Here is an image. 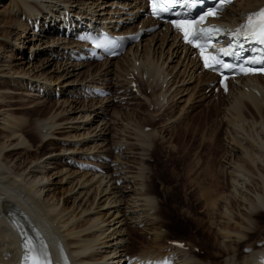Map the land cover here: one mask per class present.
I'll list each match as a JSON object with an SVG mask.
<instances>
[{"label":"bare ground","instance_id":"bare-ground-1","mask_svg":"<svg viewBox=\"0 0 264 264\" xmlns=\"http://www.w3.org/2000/svg\"><path fill=\"white\" fill-rule=\"evenodd\" d=\"M3 1L0 0V5ZM11 3L18 14L12 16L15 19L0 46V82L9 81L17 84L19 89L26 88L23 100L28 99V102L31 99L37 102L47 96L57 97V94L61 95V99L57 100V108L52 114L32 123L35 130L26 133L30 124L28 118L6 110L9 93L0 91V264H26L27 252L20 242L18 231L36 228L37 225L44 228L43 234L48 239L64 243L74 264H127L128 261L133 264H169L171 257L162 254L159 244L164 231L160 226L161 215L154 205L156 198L152 196L147 178V162L150 161L145 159L138 165L121 157L133 151L135 143L141 144L143 152H148L151 148L148 143L162 137L166 129L178 127L180 123L184 126L183 120L192 112L193 107L191 109L190 106L195 104L196 98L199 97L201 103L210 99L212 105L215 97L213 89L207 91L215 76L200 71L193 53L169 26L143 38L125 56L96 64H103L97 74L84 71L95 65L74 63L68 59L77 45L61 36L66 16L74 17L70 20L72 26L74 21L83 19L90 24L106 25L113 31L127 28L126 32H135L141 24L150 23L144 19L142 12L146 6L142 0H11ZM262 7L264 0H239L229 7L219 22L242 24L244 13ZM3 26L0 23V32L4 30ZM5 46H15L16 53L7 51ZM120 61L125 67L123 70ZM131 74L136 75L139 83L135 96L147 104L146 110H140L144 103L135 102L133 112H146V119L151 121V125H133L130 120L120 124L114 121L115 117L111 119L112 113L118 112L112 108L113 102L118 99L125 102L126 95L132 90L128 80ZM96 86L111 91L125 90L126 93L100 99L93 97L91 92ZM256 89L258 91L255 92ZM219 97H222L219 113L222 112L226 122V143L219 147L211 139L206 144L212 151L225 148L222 158L214 160L218 162L216 165L207 159L206 170L211 165L215 168L199 172L195 178L188 177L185 184L198 186L197 199L211 221L220 211L223 220L219 229L216 228L218 233L214 235L209 230L208 234L216 240L212 245L225 254L224 264H264V224H260V220H264V77L244 79L241 85H232L227 95L220 93ZM127 102L130 104L129 100ZM166 112L169 116L164 115ZM158 118H161L159 123ZM219 118L222 121L220 115ZM66 123L71 125L72 135L69 133L65 139L62 138L61 146L57 142L59 147H63L60 156L64 160H73L68 153L65 154L73 151L91 159V162L83 165L81 161L84 168L81 174L62 167L54 172L57 176L63 175L55 183L49 175L53 168L50 159L40 161L39 157L30 156L37 149L29 135H36L40 142L44 140L48 144ZM119 124L121 131L116 126ZM148 127L150 130H146ZM117 135L131 140L126 142ZM109 136L122 140L113 146L116 138L114 141L111 138V141ZM108 140L111 141L109 144L112 143L111 149ZM90 144L93 145L89 147ZM101 152L103 156L98 154ZM112 154L116 157L112 160L115 168L107 171L106 175L94 170L90 172V165L108 169L94 160L111 158ZM203 159L199 158L196 164L202 165L206 161ZM205 165L202 167L205 168ZM207 180H210L208 185ZM118 181L122 184L124 181L123 189L117 185ZM58 184L67 185L60 193L66 195L63 203L62 197L57 196ZM71 198L74 201L69 207L67 204ZM30 203L39 210L36 218L29 215ZM47 222L48 225H42ZM129 222L148 226L154 237V248L150 249L153 251L137 258L130 256L123 235ZM10 227L16 230L17 236L12 234ZM220 237L222 241L218 243ZM249 241H252L251 244ZM259 245L261 249L258 250L256 246ZM206 247L211 250L210 244L207 243ZM243 247L249 255L239 261ZM170 249L174 257L177 256L174 260L178 261L174 264H205L197 263L192 250L184 253L173 245Z\"/></svg>","mask_w":264,"mask_h":264},{"label":"rangeland","instance_id":"rangeland-1","mask_svg":"<svg viewBox=\"0 0 264 264\" xmlns=\"http://www.w3.org/2000/svg\"><path fill=\"white\" fill-rule=\"evenodd\" d=\"M15 13H16V8L11 3V0H4L1 3V5H0V23L2 26L4 25L3 27H5V28L3 31L0 32V46L3 44L2 40L6 39V37H5V35L7 33L6 31L9 32V30H10L9 28H10L11 24L13 23V18L15 17ZM17 14L18 13H16V15ZM12 16H14V17H12ZM5 47H6L7 51H9L11 53H16V52H14L16 49L15 46H13L12 48H10L8 46H5ZM119 64H120L121 68L123 67L122 70L125 69V67L122 65L121 61L119 62ZM93 65H95V66H93L92 68L87 67L84 69V71L90 70L92 72V74H97L103 68V64L102 65L93 64ZM0 91H2V92L4 91L6 93H9L7 95V101L9 103L6 104L9 107L6 110H8V111L10 110L9 112H14L16 114H19V116H24V117L28 118V123H30V124H28V126L26 128V133H28V131L35 130L34 129L35 127H33L34 125H32V123L34 124V122L38 121V119H43L45 117H48L50 114H52V112L57 108V100L61 99V98H57V97H53V96H47L44 99H39V101H37V102L32 100V99L29 100V102L27 101L28 99H26V101H25L23 99H25V96H24L25 93L24 92L26 91V88H20L19 89L17 87V84L16 85L11 84V82H9V81L0 82ZM113 91L117 95H121V94H119L121 91H118L117 89L116 90L113 89ZM16 94H18V95H16ZM126 98L127 99L125 100V102H123V101L121 102L119 99H118L119 101L115 100L113 102L112 108L114 109V111H118L117 113L120 116L117 113H112L114 115H112L111 119H113L115 117L114 121H116V122L119 121L117 123H120V124L121 123L123 124L124 122H129V120H130V122L133 125H136V124H138V125L139 124L149 125L151 121L150 120L147 121L146 112H138L142 116H140L137 112H133V109H134L133 107L135 106V104H134L135 102L140 101V102L144 103V106H141L140 110H146V108H147V107H145L147 105L146 102H144V100L141 99L140 97L133 95V93L126 95ZM198 98H196L198 101L195 99L196 100L195 104L190 106V108L192 109V107H193V109H192V112L189 115H187V117L183 120L184 126L182 123H180L178 125V127L173 126L172 128L166 129L164 131V133H162V135H163L162 137L160 136V138H158L154 143L152 141H150V143H148L149 147H151L150 151H148V152H143V150L140 146L141 144L135 143L136 146L132 147L133 151H130L128 153V155H126V156L123 155L124 157H121V158H124V160H126V161L130 160L131 162H134V163L136 162L138 165H140L142 162H144L145 159H149V161H150V162H147L149 164L148 165L149 169H147V172H148L147 178L149 180V184L151 185L152 196H154L156 198L157 203L154 204L155 208L157 209V212H159L161 215L160 216V222H161L160 226L162 227V231H164L163 232L164 237L162 238V240L160 241L159 244L161 247L160 249H161L162 254L163 255L165 254L164 256H168V258H170L172 256L174 257V255H173L174 252H172V250L170 249L169 243H170V240L172 242L178 240V241H184L186 243L191 244V250L192 251L191 250L190 251L192 254L196 255V258L198 259L197 263L202 262L205 264H224L225 259H226L225 254H222V252H219L217 247H214L212 245L213 242L216 240L212 235L209 236V234H208L209 230H212L214 235L218 233V229L222 225V220H223L222 216L219 214L220 211L215 216L212 217V221H211V218L209 217L207 211H205V209L203 208V205L199 203L200 200L197 199L199 197L198 186L195 184L194 186L189 187L187 184H185L188 181V179H187L188 177L191 176V177L195 178L199 174V172L202 173V172H205L208 170H213L215 168V167L213 168V166L218 163L217 161H214V160H218V159L221 160L222 154H223L225 148L221 149V150L213 149V151H212L210 148V145H207L206 142L208 140L213 139L215 141V144H217L219 147L226 143L225 139H224L225 138V130H226V122L222 117L223 116L221 114L222 112L219 113V109H218L220 107V105L222 104V97L220 98L219 96H215L214 97L215 103L213 102L214 101L213 100L212 105L209 103L210 99L208 101L201 103V102H199L200 98L199 99ZM128 100L130 101V104H128V102H127ZM21 101L23 103H21ZM125 112H127V114H125ZM129 112H132V113H129ZM217 113H218V115H217ZM122 115L124 117H122ZM164 115L169 116V113L166 112V113H164ZM164 115H162V117H165ZM219 115L221 116L222 121H220ZM138 117L141 119H139ZM111 119H108V120L110 121ZM143 119H145V120H143ZM136 120H137V123H136ZM140 120H142V121L139 122ZM160 120H161V118H158L157 123H159ZM120 124L116 125L119 127V128L117 127L119 129V131H121L120 130ZM205 125L207 126V128H205ZM64 126H62V129L60 130V132H57V135L54 136L55 138L52 140V142H50L48 144L47 143L45 144L44 140L40 142L39 139L36 137V135H32V136L29 135V137L31 138V140L35 144V148L37 149L36 152L31 153L30 156L31 157L32 156L33 157H39L40 161L42 159H43L42 161H44V160L48 161L50 159L49 162L52 163L51 167H53V168L50 170L49 175L51 176V181H53L55 183H58L59 180L61 179V177L63 176V175H58V176L56 175L57 170L61 169L62 167H66L67 169L69 168L68 169L69 171L70 170L72 172L77 171L79 174H81L82 171H84L82 164L80 165L81 161H82L83 165L85 162L86 163L91 162V159H89V158L85 159L87 157H83L81 154H77L73 151H70L71 154L69 152H65V154L68 153L67 155L70 156L73 159V161L79 162L77 164H79L82 167L80 169V168H76V167H78V165H76L75 163H73V162L69 163V160H64L62 158V156H60L62 153L61 150L63 149V147H59L57 142H60V146H61V143L63 142L62 140L65 139L67 136H69V133H70V135H72L71 134L72 130L70 128L71 125L67 124ZM117 136L119 139L122 138L126 142L127 141L130 142V140H131V139H126V137H124L123 135H117ZM58 138H60V139H58ZM111 138L112 137L109 136L108 139L111 140ZM115 138L116 137L112 138V140L114 141ZM118 138H116L115 141L113 142L114 143L113 146L118 141L122 140V139L119 140ZM111 141L108 140V144ZM39 144H40V146H39ZM91 145H93V144H90L89 147H91ZM173 145L175 146V148ZM111 146H112V143L109 144L110 149L112 148ZM138 146H139V148L137 151ZM218 146H217V148H219ZM21 153H23V152H21ZM117 153H118V151H117ZM50 154H51V156H50ZM98 154H101L102 156L104 155V153H102V152L98 153ZM115 154H112L113 156H110V157L116 158ZM22 155H24V153ZM26 155H28V154H26ZM47 155L50 157L48 158ZM144 155L146 158L145 157L141 158V156H144ZM57 157H60V158L58 160H54ZM129 157H130V159H127ZM199 158H202V159L204 158L203 159L204 161L206 160L202 164V165L206 164L205 168H203L200 163L196 164V161ZM212 158H213L214 162L212 161ZM207 159H210V163H213L214 165L210 164L212 167L208 168L206 170V166L209 163V160H207ZM108 164L111 168L114 167L113 164L112 165L110 163H108ZM58 165H60V166H58ZM72 165H75L76 167L72 166ZM138 165L136 166L135 172H137ZM56 167H58V169L55 170ZM91 171H93V170L90 169V172ZM54 172H56V173H54ZM116 178H117V176H116ZM194 178H192V179H194ZM199 179H201V178H199ZM209 181L207 180V182H206L207 185L210 184ZM117 183H118L117 185H121V184H119L120 182H117ZM122 187H124V181H123V184L119 188L121 189ZM193 187L195 188L196 191L194 190ZM66 188H67V185L58 184V186H57V193H58L57 196L60 198L62 197V203H63V199H65L64 197H66V195L63 196V194L61 195L60 193L61 192L63 193V191ZM191 188L193 189V191ZM128 191H130V190H127V192ZM126 195L129 196L128 193H126ZM184 198H185V201H184ZM127 199L128 198H126V202L128 201ZM72 201H74V198L73 199L71 198V200L67 204V206L72 207V205H73ZM130 206H131V204L129 205V207ZM215 217H216V219H215ZM260 221H261L260 224H264V220L261 219ZM219 222H221V223H219ZM212 223L213 224L215 223V226ZM209 224H212V225H209ZM217 227H218V229H216ZM148 229L149 228L146 225L145 226L139 225V224L133 223V222H129L128 225L124 228V231H125V233H123L124 240H125L124 244L127 246L128 253L130 254V256H135L137 258V257L142 256L144 253H147L149 251H153L150 249L154 248V246H153L154 245L153 244L154 237ZM201 230H202V232H201ZM221 241H222V238L220 237L217 240V242L221 243ZM251 242L249 241L250 244H251ZM207 243L211 245L210 251L206 247ZM249 243H246V244H249ZM246 244L244 246H246ZM194 246H196V247H194ZM189 248H190V246H189ZM206 248H207V250H206ZM256 249H258V250L261 249L260 245H259V247L256 246ZM169 250L171 252H169ZM242 250L243 251H241L240 256H239V258H240L239 261H241L243 259L242 257L245 258L247 255H249V253H247V250H245L244 247L242 248ZM102 251H104V250H102ZM186 251L187 250H185L183 252L186 253ZM176 261H178V260H176Z\"/></svg>","mask_w":264,"mask_h":264},{"label":"snow or ice","instance_id":"snow-or-ice-1","mask_svg":"<svg viewBox=\"0 0 264 264\" xmlns=\"http://www.w3.org/2000/svg\"><path fill=\"white\" fill-rule=\"evenodd\" d=\"M157 0H153V4L155 5ZM162 3H166L167 5L175 4L178 0H161ZM221 5H226L231 3V0H220ZM169 8L167 6L161 7L157 10L155 7L153 8V12L156 15H159L160 12H166ZM217 13L215 10L206 13L205 15L215 16ZM246 17L247 23H245L240 30L234 34L239 37L241 35L244 36L245 39H255L258 43L264 44V9H260L257 12L253 13H244ZM204 16L200 17V20L203 21ZM174 26L178 29H181L184 34V39L194 47L201 50L202 58L204 59L203 66L213 71H218L219 68H230L232 65L224 63L217 56L204 57V49L209 46V42L214 33H218L220 29L215 27L213 29H205L199 26V24H184L182 22H174ZM259 32V35L257 33ZM204 40L205 43L201 44L200 41ZM224 54H229L226 50H224ZM219 66V67H218ZM240 71L245 75L248 74V70L241 67ZM258 71L264 72V68L259 69ZM225 90H227V86H225ZM24 247L28 250L29 253L36 250V245L31 239H25ZM183 247V245H180ZM41 248L44 249L43 257L40 255L31 257L32 264H52L51 259L48 256L47 245H41ZM29 259V257H26Z\"/></svg>","mask_w":264,"mask_h":264}]
</instances>
